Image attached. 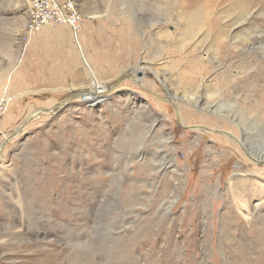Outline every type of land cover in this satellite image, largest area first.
<instances>
[{
	"label": "rangeland",
	"instance_id": "rangeland-1",
	"mask_svg": "<svg viewBox=\"0 0 264 264\" xmlns=\"http://www.w3.org/2000/svg\"><path fill=\"white\" fill-rule=\"evenodd\" d=\"M62 1L0 0V264H264V0Z\"/></svg>",
	"mask_w": 264,
	"mask_h": 264
},
{
	"label": "built area",
	"instance_id": "built-area-1",
	"mask_svg": "<svg viewBox=\"0 0 264 264\" xmlns=\"http://www.w3.org/2000/svg\"><path fill=\"white\" fill-rule=\"evenodd\" d=\"M32 7L37 8V19H35L32 30L27 32V40L46 26L66 25L71 29L73 35H78L83 20L74 17L64 8L62 0H31Z\"/></svg>",
	"mask_w": 264,
	"mask_h": 264
},
{
	"label": "bare ground",
	"instance_id": "bare-ground-1",
	"mask_svg": "<svg viewBox=\"0 0 264 264\" xmlns=\"http://www.w3.org/2000/svg\"><path fill=\"white\" fill-rule=\"evenodd\" d=\"M35 19H37V18L33 17V19H30L32 22V25H34ZM74 38L77 40V43L81 44V42L78 39V35H74ZM80 44H79L78 48L82 51L83 48L81 49ZM75 45H77V44H75ZM76 50H77V48H76ZM81 56H82V59H80L79 61H80V63H82V67H81V69H79V71H80L79 76L81 75V79H83L84 82H80L79 87L77 89V92H75L72 97H75V98L79 97L78 100L84 99L83 100L84 103L88 102L91 105H93V104L95 105L96 103H101V102H103V99L105 97L107 98L108 95L106 96L105 94L107 92H109L110 90L107 92L104 91V90L108 89V86L106 85V83H101L99 81L100 78H98V75H97L94 67L89 63L87 56L83 55L82 52H81ZM94 65H95V63H94ZM151 70H152L151 68H146V67L137 68V71L135 72V74L137 72L140 73V77H142V79H143L147 75V72L151 71ZM136 78H135V80L139 83L141 80H139L138 78L136 79ZM29 119H27V120H29Z\"/></svg>",
	"mask_w": 264,
	"mask_h": 264
},
{
	"label": "crops",
	"instance_id": "crops-1",
	"mask_svg": "<svg viewBox=\"0 0 264 264\" xmlns=\"http://www.w3.org/2000/svg\"><path fill=\"white\" fill-rule=\"evenodd\" d=\"M69 28V27H68ZM38 33V32H37Z\"/></svg>",
	"mask_w": 264,
	"mask_h": 264
}]
</instances>
